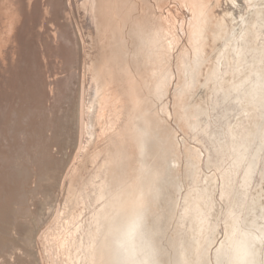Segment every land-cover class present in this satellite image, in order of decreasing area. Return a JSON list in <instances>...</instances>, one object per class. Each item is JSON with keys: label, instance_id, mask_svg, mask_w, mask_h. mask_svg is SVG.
<instances>
[{"label": "rangeland", "instance_id": "1", "mask_svg": "<svg viewBox=\"0 0 264 264\" xmlns=\"http://www.w3.org/2000/svg\"><path fill=\"white\" fill-rule=\"evenodd\" d=\"M222 1L235 0H97L95 16L76 0L56 16L44 0H0V132L26 48L47 78L57 56L76 59L61 32L72 36L75 25L83 43L68 120L41 119L59 144L29 205L34 264H106L107 227L130 215L139 217L130 243L139 264H177L182 253L193 264H229L238 243L250 252L235 264H264L254 235L264 236V101L254 104L264 98V0H236L235 16L217 27ZM92 78L97 93L87 103Z\"/></svg>", "mask_w": 264, "mask_h": 264}, {"label": "bare ground", "instance_id": "2", "mask_svg": "<svg viewBox=\"0 0 264 264\" xmlns=\"http://www.w3.org/2000/svg\"><path fill=\"white\" fill-rule=\"evenodd\" d=\"M44 1L45 9L53 10L55 15L59 16L61 14L59 13V11H61L60 8L64 10L65 7L70 5L71 1L74 3L76 0ZM87 1L85 5L92 6L96 16L97 0ZM237 2L238 1L235 0L233 2L234 4L230 6L226 3L224 4L223 1L219 3L218 8L214 11V22L217 27H221L224 22H229L228 20L235 16L234 14L240 7H238ZM44 5H42L41 9L40 6H37V11H35V13L41 12L44 9ZM263 12L264 9L260 13L258 10V14L260 15L264 14ZM71 31L75 33L72 36H68L66 33L61 32V45L68 51H71L70 54L74 55L76 59L71 62L66 55L65 60L57 56L61 62H58L57 67L52 66L53 69L56 68L54 75L51 76L50 72L44 69L48 72L47 78H44L39 72L41 66L34 57V51L26 48V52L23 54L24 70L20 74L22 77L19 88L16 89L17 93L13 97L14 105L12 111L9 116L1 117V120L5 122L6 128L2 129L0 132V139L2 142V150L0 152V168H2L0 170V172H2L0 177V264H7L8 261H11L10 263L12 264H34L27 248L31 241L32 232V225L29 217L32 212L30 211L29 205L31 206V204L36 203L33 201H35L34 199H36L37 194L39 195L40 188L43 186L41 178L46 180L49 179L48 166L56 159L53 153L54 151H52L53 146L54 144L56 146L59 144V142L50 139L51 135H45L42 131L44 123L41 119L51 121L54 124L64 125L65 120L69 118V113H67L68 109L75 106L74 101L77 98L79 99L81 88L80 76L82 67L81 58L78 54L81 52L83 43L81 35L75 25L71 26ZM21 37L25 38L23 43L25 47L27 45L25 32ZM77 51L78 54H75ZM257 63L258 61L252 63L247 68L242 69L240 73L254 71ZM247 80L248 78L240 79V81L244 83ZM253 84V91L249 92L251 97H253V95L256 96V89L259 90L261 88L260 79L254 80ZM230 91L231 90H229V92ZM96 93L97 85L95 79L92 78L91 84L87 89L86 102H93ZM261 101H264L262 95L256 98V103L254 102V104L256 105L258 104L257 102ZM10 109L11 108H9V110ZM66 116L67 118H65ZM91 134L92 133H89L85 137L86 141L89 140ZM263 136L261 137L260 133V140L264 139ZM28 149H30L31 152H29ZM35 176H37V178H35ZM35 179H38L37 185L32 184ZM256 202L259 201H255L254 204ZM249 213H255V210L252 212L251 209ZM213 215H215V213ZM138 219L139 217L130 215L122 219L118 226L116 224L118 220L116 219L109 223L107 227L109 231L117 230V232L113 234L114 245L112 250L114 264H120L122 260H128L127 264H131L129 262H132V264H139V258L137 259L134 255L137 247L130 244L131 242H135L132 231L138 223ZM194 228L196 230V226ZM106 234L107 233H105V235ZM254 235L258 236L259 240L264 241V236L259 232L254 231ZM120 243L125 245L126 253L120 249ZM194 249L199 250V247L195 245ZM249 252L250 247L248 245L242 243L236 244L232 251V255L229 256V264L241 262L249 256ZM162 259L164 260L163 264H168V260H166L165 257H162ZM193 263L192 253L190 255L182 253V256L177 261V264Z\"/></svg>", "mask_w": 264, "mask_h": 264}, {"label": "water", "instance_id": "3", "mask_svg": "<svg viewBox=\"0 0 264 264\" xmlns=\"http://www.w3.org/2000/svg\"><path fill=\"white\" fill-rule=\"evenodd\" d=\"M159 175V174H158ZM158 175L156 176V177H158ZM157 180H158V178H153V181L154 182H157ZM117 223V226H118V224H119V220L118 221H116ZM115 224V223H114ZM104 236H106L105 237V239H106V241H105V247H109V248H111L112 249V247H113V239L112 238H110V236H109V234H108V232H107V234L106 235H104ZM106 264H114V258H113V253L111 254V257L110 258H108V259H106Z\"/></svg>", "mask_w": 264, "mask_h": 264}]
</instances>
